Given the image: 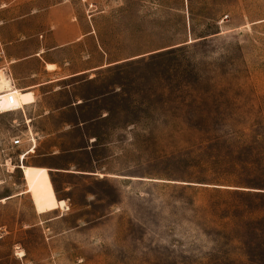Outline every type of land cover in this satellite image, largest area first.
Returning a JSON list of instances; mask_svg holds the SVG:
<instances>
[{
	"label": "rangeland",
	"instance_id": "1",
	"mask_svg": "<svg viewBox=\"0 0 264 264\" xmlns=\"http://www.w3.org/2000/svg\"><path fill=\"white\" fill-rule=\"evenodd\" d=\"M30 1L120 60L90 86L110 188L49 231L47 264H264V0Z\"/></svg>",
	"mask_w": 264,
	"mask_h": 264
},
{
	"label": "crops",
	"instance_id": "2",
	"mask_svg": "<svg viewBox=\"0 0 264 264\" xmlns=\"http://www.w3.org/2000/svg\"><path fill=\"white\" fill-rule=\"evenodd\" d=\"M58 10L53 6L39 12L33 10L30 0H0L4 60L17 89L16 104L22 103V114L0 115L7 123L0 136L15 135L25 127V120L36 137L21 163L14 158L17 164L7 172L0 166V246H8V256L18 264L31 263L32 250L36 255L37 249L39 262L47 264L49 231L63 230L66 215L95 205L94 193H100L95 188L97 182L103 185V193L106 181L109 188L111 185V169L106 171L104 162L99 163L104 157L97 158L95 153V148L106 143L90 132L93 124L107 116L104 110L90 111L104 94L90 93V86L97 70L120 60L107 61L97 38L74 34L70 17L65 19ZM82 35L89 37L90 32ZM25 97L29 98L27 103L22 100ZM14 113L16 118L11 116ZM26 145L22 137L12 148L13 155ZM45 181L56 201L49 210L37 208L48 198V192L35 193L39 187L42 190Z\"/></svg>",
	"mask_w": 264,
	"mask_h": 264
},
{
	"label": "built area",
	"instance_id": "3",
	"mask_svg": "<svg viewBox=\"0 0 264 264\" xmlns=\"http://www.w3.org/2000/svg\"><path fill=\"white\" fill-rule=\"evenodd\" d=\"M0 74L3 77L9 79L6 86L0 87V115L19 111L22 114V103L16 104V90L12 83V80L9 77V72L7 68V62L4 60V50L3 43L0 41ZM12 123L18 126V123H15L12 120ZM25 127L22 130H16L15 135H1L0 136V166L3 168V171L7 172L12 170L17 163L14 162V158L18 161V164L21 163L23 156L31 151L34 147L35 135L26 126V121L24 120ZM23 137L26 147L19 152L18 154L13 155L12 148L20 144V139ZM10 167V168H9Z\"/></svg>",
	"mask_w": 264,
	"mask_h": 264
},
{
	"label": "bare ground",
	"instance_id": "4",
	"mask_svg": "<svg viewBox=\"0 0 264 264\" xmlns=\"http://www.w3.org/2000/svg\"><path fill=\"white\" fill-rule=\"evenodd\" d=\"M8 81H9L8 78L3 77V76L0 74V87H2V86H6V85L8 84ZM59 205L62 206V203H59Z\"/></svg>",
	"mask_w": 264,
	"mask_h": 264
}]
</instances>
